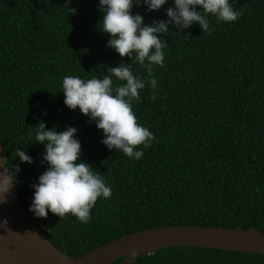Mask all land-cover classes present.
<instances>
[{
	"label": "trees",
	"instance_id": "16d2710c",
	"mask_svg": "<svg viewBox=\"0 0 264 264\" xmlns=\"http://www.w3.org/2000/svg\"><path fill=\"white\" fill-rule=\"evenodd\" d=\"M236 22L209 17L210 28L182 33L170 25L161 36L164 67L155 66L156 89L133 103L138 122L154 135L140 160L109 150L103 133L79 110L64 104L65 76L102 79L121 58L106 47L99 29V0H0V145L5 168L19 164L17 147L34 163L20 164L17 196L35 226L68 256L139 231L178 225L252 229L264 233V0H231ZM135 7L145 24L167 20L166 11ZM69 9H75L70 14ZM135 74L149 79L132 63ZM115 79V78H114ZM155 95L156 99H152ZM44 122L78 129L81 160L112 189L98 199L91 220L68 214L60 220L29 212L33 184L46 171L35 127ZM122 260L114 264H120ZM133 264H264V255L173 247L141 256Z\"/></svg>",
	"mask_w": 264,
	"mask_h": 264
},
{
	"label": "clouds",
	"instance_id": "9594fccd",
	"mask_svg": "<svg viewBox=\"0 0 264 264\" xmlns=\"http://www.w3.org/2000/svg\"><path fill=\"white\" fill-rule=\"evenodd\" d=\"M169 0H99L102 19L99 29L108 36L106 47L121 58L127 57L147 72L145 80L135 74L131 64L121 62L108 68L102 79L68 75L62 81L64 104L71 111L79 112L94 123L103 133L101 143L110 151L116 150L129 159L140 160L144 149L152 146L153 133L138 122L133 103L140 102V92L146 85L156 89L158 81L154 67H164L166 41L160 37L170 33V25L183 32L198 25L203 32L210 28L209 17L218 22L233 23L241 13L234 9L231 0H173V7L166 11L167 20L145 24L135 7H145L147 12H159ZM75 14V9H69ZM115 78V79H114ZM152 99H156L153 95ZM35 129V143L44 147L41 163L46 171L31 187L34 196L29 207L35 218L46 219L49 213L61 219L68 214L81 224L91 220V212L98 199H109L112 189L104 176L93 166L81 160L82 145L77 138L78 129L69 126L64 131L57 127L48 129L40 122ZM14 155L19 164L7 170L6 158H0V204L7 203V195L18 183L20 164H33L26 151L16 148ZM8 228L5 220L0 228Z\"/></svg>",
	"mask_w": 264,
	"mask_h": 264
},
{
	"label": "water",
	"instance_id": "95a60500",
	"mask_svg": "<svg viewBox=\"0 0 264 264\" xmlns=\"http://www.w3.org/2000/svg\"><path fill=\"white\" fill-rule=\"evenodd\" d=\"M7 152L0 145V158ZM0 172L3 169L0 168ZM0 204V264H133L139 257L173 248H201L264 255V233L209 226H162L123 236L81 257L57 249L35 226L14 186Z\"/></svg>",
	"mask_w": 264,
	"mask_h": 264
}]
</instances>
